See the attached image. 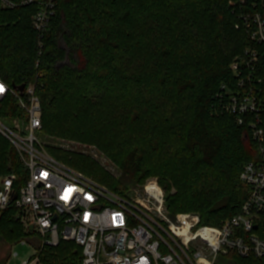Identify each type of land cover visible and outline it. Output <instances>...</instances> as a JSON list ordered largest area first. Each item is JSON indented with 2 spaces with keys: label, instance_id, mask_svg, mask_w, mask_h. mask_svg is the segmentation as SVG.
<instances>
[{
  "label": "trees",
  "instance_id": "16d2710c",
  "mask_svg": "<svg viewBox=\"0 0 264 264\" xmlns=\"http://www.w3.org/2000/svg\"><path fill=\"white\" fill-rule=\"evenodd\" d=\"M45 1L14 0L13 8L0 1V78L11 89L35 85L39 134L96 147L115 173L39 136L50 153L119 194L156 177L173 217L191 212L220 226L235 215L248 195L241 173L259 159V144L227 110L237 83L230 65L257 47L242 17L262 12L264 0H52L54 14L40 35L32 17ZM258 49L264 65V46ZM261 97L264 107V85ZM24 114L15 94L0 98L4 124L23 122ZM10 173L19 188L23 165L0 132V177ZM17 216L13 206L0 212L7 243L22 236ZM256 233L264 238V225ZM228 258L264 264L235 252ZM39 260L82 264L83 254L61 240L44 246Z\"/></svg>",
  "mask_w": 264,
  "mask_h": 264
},
{
  "label": "built area",
  "instance_id": "2783aa9c",
  "mask_svg": "<svg viewBox=\"0 0 264 264\" xmlns=\"http://www.w3.org/2000/svg\"><path fill=\"white\" fill-rule=\"evenodd\" d=\"M0 1L5 8L15 6L14 0ZM31 2L21 0V5ZM53 14V1L42 2L32 17L40 35ZM242 27L257 47L247 48L230 65L237 83L228 89L227 110L248 125L259 144V159L245 164L240 179L247 198L220 226L202 224L191 212L171 216L165 191L156 180L119 194L57 160L39 137L42 108L35 85L20 95L0 78V98L15 94L25 112V120H15L14 126L0 120V132L14 146L26 174L19 188L16 173L0 177V212L15 207L38 248L37 255L22 264H40L43 247L61 240L82 249V264H219L231 252L264 258V238L256 233L264 225V65L258 49L264 46V10L244 14ZM224 264L235 263L228 258Z\"/></svg>",
  "mask_w": 264,
  "mask_h": 264
},
{
  "label": "rangeland",
  "instance_id": "374dc122",
  "mask_svg": "<svg viewBox=\"0 0 264 264\" xmlns=\"http://www.w3.org/2000/svg\"><path fill=\"white\" fill-rule=\"evenodd\" d=\"M39 136L41 137V139L42 138L46 140L48 139V137L44 135L39 134ZM46 142L51 146L61 147L64 149H70L73 151H78L84 154H88L91 157L99 160L101 164L105 166L107 169H109L111 172L115 173L114 167L110 165V162L94 146L83 145L78 142L63 141L55 138H50V140L48 139ZM46 149L50 153L48 148ZM54 157L58 159L56 156ZM61 162L65 163L67 166L74 168L72 165H70L67 162H64L63 160ZM148 180L158 181L156 177H151L146 181ZM22 228H23L22 236L12 241V243L5 242L3 238L0 236V264H22L24 261L30 260L37 255L38 248L35 245V243L32 242L30 239L32 235L28 233V229L25 228L23 225ZM23 238L25 239V242L21 241ZM227 260L228 258L223 257L219 261V264H224Z\"/></svg>",
  "mask_w": 264,
  "mask_h": 264
},
{
  "label": "water",
  "instance_id": "95a60500",
  "mask_svg": "<svg viewBox=\"0 0 264 264\" xmlns=\"http://www.w3.org/2000/svg\"><path fill=\"white\" fill-rule=\"evenodd\" d=\"M13 88L15 90H17L20 95H23L24 94V91H25V84H21V85H18V86H14ZM255 229H256V227H255Z\"/></svg>",
  "mask_w": 264,
  "mask_h": 264
},
{
  "label": "snow or ice",
  "instance_id": "6c2138e0",
  "mask_svg": "<svg viewBox=\"0 0 264 264\" xmlns=\"http://www.w3.org/2000/svg\"><path fill=\"white\" fill-rule=\"evenodd\" d=\"M3 91H4L3 87H2V86H0V92H3Z\"/></svg>",
  "mask_w": 264,
  "mask_h": 264
}]
</instances>
